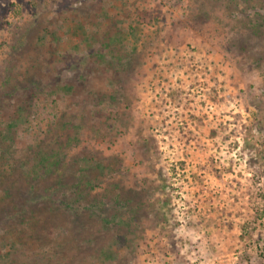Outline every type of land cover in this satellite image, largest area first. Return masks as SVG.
Listing matches in <instances>:
<instances>
[{
    "label": "rangeland",
    "instance_id": "1",
    "mask_svg": "<svg viewBox=\"0 0 264 264\" xmlns=\"http://www.w3.org/2000/svg\"><path fill=\"white\" fill-rule=\"evenodd\" d=\"M201 1L0 0V130L19 106L29 121L0 170V255L16 247L0 264H102L112 234L99 237L87 211L57 210L53 179L26 174L29 147L65 145L67 119L80 125L67 164L93 153L123 171L78 206L142 188L160 207L130 241L118 232L125 245L106 264H264V0L237 8L250 7L256 32L225 0ZM136 13L131 65L98 63L106 36Z\"/></svg>",
    "mask_w": 264,
    "mask_h": 264
},
{
    "label": "trees",
    "instance_id": "2",
    "mask_svg": "<svg viewBox=\"0 0 264 264\" xmlns=\"http://www.w3.org/2000/svg\"><path fill=\"white\" fill-rule=\"evenodd\" d=\"M204 1L202 0L200 5H204ZM248 1L225 0L224 5L229 11L228 14L234 19H238L237 15L239 13L242 14L244 16L242 23L249 30L256 32L260 29V24L257 19L252 20L249 17L250 13L248 11L250 7L246 6L239 13L237 12L238 5L241 2L246 3ZM144 12L145 19L150 21L156 20L152 12L146 10ZM130 17L132 19L129 18L131 20L127 24V30L122 31L120 27L113 34L106 36L103 47L107 51H97L95 53V58L98 63H104L113 68L122 66L124 69H127V66L129 67L131 65L132 57L136 55L138 44L142 40L144 19H141L137 13L130 15ZM119 22L122 21L120 20ZM82 33L85 35L84 31ZM52 38H55V36L52 35ZM61 89L69 92L71 88L63 86ZM111 98L115 97L112 95ZM120 98L122 97L120 96ZM23 110V107L19 106L17 114L12 116L0 130V170L2 171L8 170L6 167L10 166L12 146L15 144L19 127L29 123ZM61 125L72 134L71 136L68 135L65 145L49 143L42 146L36 143L29 147L30 154L26 165V167L28 166L26 174L34 180H38L39 178L53 179L45 191L50 192L47 195L50 200L55 195V192H58L57 194L61 192L60 197L62 196V199L54 202L57 210L69 213V215L87 211L88 219L96 218L100 224V227L97 229L99 237H103L104 233L108 232L112 234L111 240H108L104 246L97 249L96 256L102 264L113 262L118 259L121 248L125 245L124 241H121V234L119 235L118 232L126 230L127 233L125 232V235L127 240L130 241L128 236H132L135 228L140 227L138 226L140 215L149 209L159 211L160 207L158 204L154 205L149 202V196L146 195L148 193H145V190L142 188L139 191L131 189L123 190L124 188H122L124 193L120 194L124 196L120 197V194H117L114 197L113 202L115 203L113 205L112 203L108 204L103 201L95 202L93 200L87 202L86 205L82 204L78 206L79 200L83 196H91L94 188L99 187L103 180L113 179L118 173H122L123 171L117 159H109V157L97 158L93 153H80L73 158L72 164H67L64 161L65 156H62V152L64 146L69 145L72 141L78 140L80 125L72 119L64 120ZM24 165L25 163L22 162L21 166L23 167ZM114 186H118V184H114ZM152 190H154V187L148 188L149 193ZM63 196H67L68 199L63 198ZM15 208L17 209L16 206ZM95 208L99 211L97 212ZM87 242L91 243V240ZM9 246L12 252L16 248L12 241L11 244L9 243ZM11 251L0 255V260L9 257L12 254Z\"/></svg>",
    "mask_w": 264,
    "mask_h": 264
}]
</instances>
